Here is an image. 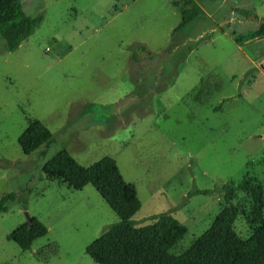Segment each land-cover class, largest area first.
<instances>
[{
	"label": "rangeland",
	"instance_id": "obj_1",
	"mask_svg": "<svg viewBox=\"0 0 264 264\" xmlns=\"http://www.w3.org/2000/svg\"><path fill=\"white\" fill-rule=\"evenodd\" d=\"M182 1L23 0L45 18L16 51L0 36V198L31 192L0 214V264H98L86 249L119 216L91 184L40 180L63 148L85 166L114 157L141 200L137 226L166 211L187 226L175 253L225 206L223 193L190 196L195 188L247 176L264 187V54L252 62L240 48L264 20V0H196L203 13L174 36ZM148 51L160 63L146 73ZM210 76L218 79L202 99L194 93ZM31 119L54 135L45 159L18 143ZM234 203L235 230L248 238L251 200L239 192ZM26 212L48 233L22 250L7 237Z\"/></svg>",
	"mask_w": 264,
	"mask_h": 264
},
{
	"label": "trees",
	"instance_id": "obj_2",
	"mask_svg": "<svg viewBox=\"0 0 264 264\" xmlns=\"http://www.w3.org/2000/svg\"><path fill=\"white\" fill-rule=\"evenodd\" d=\"M244 14L249 11L240 10ZM203 8L196 0L181 3V23L173 30L175 36L187 25L193 23ZM45 18L43 11L29 14L24 10L23 0H0V36L6 42L7 51H16L21 44L35 33ZM264 38V20L251 34L252 41ZM143 51L144 45L138 46ZM132 58L139 61L136 47L132 46ZM148 61L144 72H154L159 66L160 55L147 52ZM217 76H210L194 94L205 98L215 86ZM219 109V108H218ZM55 141L53 133L39 119L29 120L28 128L19 136L18 143L25 155L39 151L45 159L47 149ZM41 171L40 180L60 179L74 189L81 190L93 185L102 198L119 216L86 249L98 264H264V187L253 176L245 177L234 185L225 183L215 189L195 188L189 195H212L223 193L225 206L217 214L208 230L193 240L184 251L173 250L188 233V228L171 211L150 217V222L137 226L134 215L142 203L136 187L124 180L114 157L105 156L92 165L79 163L65 148L47 159ZM26 192H10L0 198V214L10 210L11 204L27 202ZM243 192L251 200L250 217L256 225L248 238H242L235 230L240 207L234 203L238 193ZM21 197V198H20ZM48 233L46 225L36 217L16 227L8 239L16 242L22 250H29L34 241Z\"/></svg>",
	"mask_w": 264,
	"mask_h": 264
},
{
	"label": "crops",
	"instance_id": "obj_3",
	"mask_svg": "<svg viewBox=\"0 0 264 264\" xmlns=\"http://www.w3.org/2000/svg\"><path fill=\"white\" fill-rule=\"evenodd\" d=\"M261 20H259L258 22H256V25L257 26H255V28H254V30H252L253 32L258 28V26H259V22H260ZM252 32V33H253ZM251 33V34H252ZM243 47H248L247 49H248V51H250V54H251V56L249 55V54H247V56H248V58L252 61V62H255V61H258V59H259V57L262 55V54H264V38H262V39H258V40H254V41H250V40H248V43H247V45H245V46H240V48H243ZM247 58V57H246ZM248 59V60H249Z\"/></svg>",
	"mask_w": 264,
	"mask_h": 264
},
{
	"label": "water",
	"instance_id": "obj_4",
	"mask_svg": "<svg viewBox=\"0 0 264 264\" xmlns=\"http://www.w3.org/2000/svg\"><path fill=\"white\" fill-rule=\"evenodd\" d=\"M262 66H263V68H264V62L262 63ZM26 215H27V219L29 220V219L31 218L30 215H29V213L26 212Z\"/></svg>",
	"mask_w": 264,
	"mask_h": 264
}]
</instances>
